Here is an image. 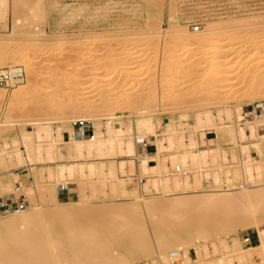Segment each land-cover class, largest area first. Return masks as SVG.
I'll use <instances>...</instances> for the list:
<instances>
[{
	"label": "rangeland",
	"instance_id": "obj_1",
	"mask_svg": "<svg viewBox=\"0 0 264 264\" xmlns=\"http://www.w3.org/2000/svg\"><path fill=\"white\" fill-rule=\"evenodd\" d=\"M2 9L0 8V59L5 56L7 59L6 61L0 60V69L6 68L9 63L22 61V56H30L29 64L32 73L25 72L24 82L17 86L30 83L34 84L33 88L35 87L33 91L25 93L18 99L17 108L10 113L11 125L0 126V151L12 156L7 158L9 166H6V159L0 158V175L9 170L10 175L7 178L14 185L18 181L22 187L32 188L34 185L38 187L47 183L41 170L39 171L44 165L38 164L32 175H29L28 169L20 167L16 161L14 151L17 148L21 151L26 149L20 144L15 145L14 142H19L20 135L30 124L38 122L54 128L64 125L65 140L68 141L70 135L68 129L76 120L90 121L93 126L94 123H99L105 131L111 116L121 114L120 119L124 122L121 127L125 128L144 109H149L155 114H153V120L156 124L158 120L160 121L158 128L160 139L164 138L162 134L166 132V125L170 124L175 130L183 133L187 143L195 139L197 146L201 149L219 147L218 162L232 171L230 172L231 178L234 177L233 170H238L240 173L242 170H240V160H247L248 155L251 159L262 161V165L264 164V145L260 152L249 145L252 141L250 139L245 142L247 148H243V145L242 147L226 146L228 142L222 140L212 126L204 130L196 129V118L200 113L209 112L215 124L225 126L232 123V126H239L253 121L255 117L248 115L249 112L257 104L264 103V90L251 94L248 87L252 84L246 83L247 76H251L250 73L256 72L255 74L260 75L262 72L264 74V0H18L17 2L7 0L6 10ZM16 18L21 19L22 23L20 22L21 24H18L16 31L13 32L11 28ZM31 19L33 23L30 22ZM24 22L31 23L27 26L29 28L26 29L27 31L21 30L23 25H26ZM196 27L199 30H196ZM212 27L222 32L209 38L207 47L210 49L217 42L227 46L225 50L227 48L228 53L227 51L225 53L223 49L217 56L220 54L221 59L224 56L232 58L229 59V64L234 76L231 78V74L224 73L221 80H211L214 88L210 92H205L202 86L204 84H200L201 77L206 70V64L200 63V59L204 58L200 57V51L196 46L194 49L189 46L190 42L198 38L200 32ZM40 30L46 37L37 43L34 41V34ZM184 30L187 35L181 34ZM118 31L120 35H117ZM227 33L233 37L227 38L229 36L226 35ZM62 44L65 50L56 51ZM258 46L261 49L260 52L256 50L259 49ZM161 54H167L171 60L165 61ZM225 57L223 59H227ZM19 64L25 67L23 62ZM214 69L215 67L210 70ZM114 71L124 73V75L110 80L109 76ZM262 77L264 81V76ZM216 82L217 86H220L217 89L223 90L218 94L214 92ZM16 87L9 92L0 88V124L4 123L3 120L10 111L9 100ZM29 97H32L31 99L36 103L28 105L27 98ZM164 98L168 99V102H164ZM80 107L85 108L80 109ZM227 109L231 110L234 115H228ZM237 112L246 118L243 121V118L240 120ZM182 115L188 116L187 120L182 119ZM261 116L263 117L259 118H264V114ZM249 126L250 124L247 123V132ZM259 129L264 130V126H259ZM261 130L260 134H264ZM153 139L149 136L146 141H153ZM154 150L156 151V146ZM241 150L247 153L242 154ZM64 153L66 154L65 151ZM138 155L142 156L140 152ZM224 155L228 161L223 159ZM124 159L129 162L123 173L117 164ZM209 159L210 166L203 173H196V175L194 170H192L194 173H191L189 168L191 166L183 168L184 171H188L192 182L195 180V175H201L199 179L202 180L200 181L204 190L219 188V183L215 181V173L225 175L214 164V153L209 155ZM141 160L142 158L138 157H119L116 160L118 176L121 179H126V176L130 175L138 176V183L141 178H146L141 181V186H144L151 177L161 179L168 175L170 178L173 175L180 176L181 179L186 177L180 173L171 172L174 167L172 160L169 161L168 157L166 159L167 169L162 172V177L161 173L156 171L145 172L140 166ZM157 163L158 161L150 165H157ZM225 168L224 172H226ZM191 169L194 168L191 167ZM87 180H89L88 184L83 182L86 188L82 183V187L77 183L71 185V190L62 191L59 187L57 188L55 196L60 198L62 203H74L66 206L65 209L77 212L79 209V212L84 209L83 212L86 214L83 213L81 218L61 216L55 218L57 221L53 220L56 222L53 223V227L59 234L57 242L60 241L58 244L56 242V247L67 242L71 243V240L80 237L81 241L86 243L85 245L92 244L90 247L93 246V256L96 259L107 256L114 259L124 258L127 264H143L145 261L147 264H153L155 258L151 256L152 240L158 234L166 236L186 229L179 227L180 223L171 220L170 215L173 214L165 210L168 209L165 206L170 198L164 197L163 190L147 193L140 189L142 198L156 197L160 205H165L159 207L161 210L157 208L156 213L147 219L137 210L130 209V205H140V201L133 200V197L115 198L109 193L110 183L104 185L102 182L92 183L93 180ZM235 181L236 185L242 183L241 178ZM138 183L136 181L127 182L126 187L139 190ZM96 184H100L99 187L98 185L96 187ZM93 186L94 190L91 188ZM102 190L104 193H101ZM12 192L13 190L3 193L0 197L6 199L11 196ZM69 193L71 194L68 195ZM25 194L29 200L28 212L37 206L47 211L50 209L48 205L53 194L39 192L32 198L27 193ZM81 195H86L89 201L91 199L90 204H77L80 202L78 197ZM89 214L91 216L87 218ZM199 214L201 212H196V215ZM204 214L199 216L202 217ZM206 216L204 218L206 222L213 219L211 214ZM198 217L199 220L200 217ZM186 218L188 219L189 216L184 215L180 220L181 223L188 224L189 219ZM130 230H139V232L130 235L128 234ZM80 233L85 236L83 234L79 236ZM219 233L228 243L232 242L237 233V238H240L244 248H246L242 242L244 235L257 237L258 241V232L253 228L241 231L236 228L220 229ZM8 235L4 234L1 238ZM139 236L145 237L150 244L146 246L140 242V245L138 240L136 242ZM76 239L74 241H77ZM204 242L208 246L207 256L204 251L190 250L186 260L181 258L177 264H197V261L204 258L209 261L221 256L222 250L218 238L211 237ZM79 243L77 244L79 247H88L82 243L80 246ZM212 244H216L217 251L214 250ZM3 250L0 252L7 254L6 249ZM36 252L35 255L40 253ZM41 252L43 254V251ZM79 255H81L80 258L84 257V251H81ZM254 263L262 264L263 262L255 255Z\"/></svg>",
	"mask_w": 264,
	"mask_h": 264
},
{
	"label": "bare ground",
	"instance_id": "obj_2",
	"mask_svg": "<svg viewBox=\"0 0 264 264\" xmlns=\"http://www.w3.org/2000/svg\"><path fill=\"white\" fill-rule=\"evenodd\" d=\"M17 1L18 0H16V2ZM6 7L7 0H0V8L5 9ZM35 17L37 16L35 15ZM20 22L22 23L21 19L16 18V21L15 23H13V26L11 28L13 32L16 31L18 24H21ZM30 22H32V19ZM27 23H25L26 25L22 24L23 28L21 30H26L28 28L27 26L31 25V23ZM119 32L120 31H118L117 35L121 34ZM221 32L222 30L214 29V27L206 28L202 32H200L198 38H196L195 40L193 38L192 40L194 41L190 42L189 48L193 47L194 49V47L196 46L198 48V51H200V57L204 58L203 60L199 58L200 63L206 64V70L201 77L200 82V84H204L202 86L204 87L203 91L205 92H210L211 89L214 88L213 84H211L210 82L211 80H221L224 73L231 74V78L234 76V74L231 73L232 68L229 64L232 58L230 59L227 58V56H224L227 59H223L224 57L221 59L220 54L219 56H217V54L223 49L225 50V47L227 46L221 44V42H217L216 44L211 46L210 49L207 47L209 38L216 34H221ZM185 33L186 31L184 30L181 34L184 35ZM224 33L223 36L225 35ZM226 35H229L228 37L226 36L227 38L231 36L228 33ZM45 37L46 36L44 32L40 30L34 34V41L40 43L45 39ZM251 43L253 44V42ZM62 45H59L56 51L63 52L65 48L64 44ZM258 45L260 46V44ZM256 50H259L260 52L261 49L259 47V49L257 48ZM226 51L227 48L225 50V53ZM262 52L263 51H261V53ZM29 57L28 55L22 56V61L9 63L4 69H17L21 70L24 73H32L31 65L29 64ZM161 57L165 61L171 60V57L167 56V54L162 55ZM6 59L7 57L5 56L0 60L6 61ZM21 62L24 63L25 67L19 64ZM7 63L8 62H6V64ZM213 67H215V69L211 71L210 69ZM222 68L224 69L222 70ZM255 73L256 72L250 73L249 75L251 76H247L246 80V83L248 82L252 84H249V90L247 89L251 94H256L257 92H261L262 90H264V81H262L263 77L261 78V76H264V74L262 72L260 75ZM123 75L124 73L120 74L117 71H114L110 74L109 79L115 80L119 77H122ZM23 82L24 81L22 80L15 79L12 82V85L13 87H16ZM33 85L28 83L25 85L17 86L13 90L12 96L9 100L10 111L5 116V120H3L4 123L0 124V126L11 125L10 113L17 108L18 99L20 97H22L29 91H33L32 89L35 88H33ZM214 86L216 89L214 90L215 93L218 94L219 92L223 91L217 89L218 87H220L217 86V82ZM31 98H27L28 105L36 103ZM164 102H168V99H165ZM257 105H262L264 108V103H259ZM84 108L85 107H80V109ZM226 112L230 116L234 115L231 110L227 109ZM237 113L239 119L241 120L243 118L242 114L240 112ZM153 114L154 113L149 109H144L140 111L137 114L136 119L130 121L129 125L125 128L121 127L124 123L120 119L121 114L118 116H111L110 121L106 124L105 131L102 130L101 124L94 123V135L88 138H79L75 136L72 126H70V128L68 129L70 132L68 141L65 140L66 138L64 135V125L54 128L50 125L42 123L40 124L38 122L30 124V126H28L24 130L22 135H20L19 142H14L15 145L20 144L21 146L25 147L26 150L21 151L17 148V150L14 149L15 151H13L15 152L17 164L22 168H27L29 171V175H32L38 164L44 165L43 167L41 166L42 168L39 169V171L41 170L42 176L47 180V183L38 187L34 185L32 188L25 186L23 187V190L25 193H27V195L31 196V198L35 197L39 192H47L50 195L53 194L54 196H52V198L49 200L48 207L50 209H48V211L43 207L37 206L32 208L29 212V209H27L26 211L19 212L18 214L0 217V246H2L0 247V251H4L3 249H6L7 253L4 254L3 252H0L2 253V255L0 254V264H127L124 258L114 259L107 256H103V258H101V256L99 259H96L93 256V246L90 247V245L92 244L85 245L86 243H83L80 237L77 238H80V240H77L75 238L78 242L74 241L75 239H73V241L71 240V243L67 242L66 244L64 243V245L62 244V246L58 245L59 248L56 247V245L60 241L57 242L59 234H57V231L53 227V223L57 221V219L55 218L61 216L69 218H81V215H83L84 213V209L81 212H79L80 209L78 210V212L75 210L72 211L65 209L66 206L73 205L74 203H62L61 199L55 196L57 188L59 187L62 191H65L66 189L71 190L72 187L70 186L75 183L82 187L84 185L83 182H87L88 184L89 180L87 179L93 180L92 183L102 182L104 183V185L106 183H110L109 187L111 186V188L109 193L115 198L133 197V200L136 199V201H140V205H130V209L133 208L132 210H137L139 214H142V216L147 219L152 217V215L156 213L155 210L157 208L161 206L164 207L165 205H160V202L158 203V198L156 197L142 198L140 194L141 192H139L140 189L145 190L147 193H150L151 191L159 192L160 190H163V192L165 193L164 197L170 198L167 201L168 204L166 203L165 206V208L167 207L168 209L163 208V210L165 209L166 211H170L171 214H173L170 215L172 217L171 220H173L174 222L176 221L178 224L180 223L179 227H185L186 229L170 233L166 236H161L160 234H158L156 238L152 240L153 246L151 249V256L155 258V260H153V264H174L173 257L178 260L183 258L185 261L187 256H189L190 250H200L201 252L204 251L207 256L209 253L207 248L208 246L205 245L204 241L211 237L218 238L222 250L221 256L217 259L209 261L205 260L206 258H204L200 261H197V264H255V255L260 257L263 262L262 264H264V164L262 165V161H255L251 159L248 154H246L248 155L247 160H240V170H242L239 171L241 174L238 172V170H233L234 177L231 178L232 175L230 174V172L232 171H229L225 166L227 168L226 170V168L221 165L220 162H218L220 159V155L219 153H217L219 147L213 149H201L197 146L195 139H192L191 141L189 140L190 142L188 141L189 143H187L185 137L183 136V133L181 134L180 132L175 130L170 124L166 125V132L162 134L164 135V138L160 139L159 137L161 135H159L158 130V128L160 127V121L158 120L156 124L153 120ZM263 114L264 111L260 114H253L255 119L253 121L247 122L250 124L248 128L249 131L247 132V123L240 124L239 126H232V123L225 126L224 124L218 125L213 122L212 115L209 112H203L200 113L196 118V129L204 130L206 129V127L212 126L215 129L216 133L221 136V139L228 142L226 146L236 145L238 147H242L243 145V148H247L248 146L245 145V142L247 139H250L252 141H250L249 145L260 152L262 149V145H264V134H260L261 129H259V126H264V123L261 124L262 122H264V118L261 119L259 117H263L261 116ZM181 118L187 120L188 116L182 115ZM149 136L154 138V142L148 140V144H150V142L153 143L156 146V151L154 152V154L152 153V156L147 155L139 157L138 153L144 151L143 142L146 141ZM62 146L64 147L62 148ZM64 151L66 152V154L64 153ZM244 152L246 151H240V153L242 154ZM211 153H214V164H216V166L219 167V170L221 169L222 173H224L225 175L222 176L221 173H215V181L219 183V188L214 190H204L201 183L202 180L199 179L201 175L196 176V173H203L204 170H206V168L210 166L211 161L209 159V155ZM225 156L226 155H224L223 159L227 160ZM11 157V154L6 155L4 151H0L1 159H6L7 161V158ZM119 157L142 158L140 162V166L142 167V169H144L145 172L156 171L157 173H161V177L162 172L167 169L166 159L168 157L170 159L169 161L172 160V166L174 167V169L178 168L179 173L186 177L184 179H181L180 176L174 175V177L172 176V178L168 177V175L163 179L151 177L144 184V186H141V178L139 180L140 182L138 183L139 190L128 189L126 187V184L127 182L133 183V178L131 177L132 175L126 176V179H121L118 176L116 160H118ZM150 159L155 161V163L158 161L157 165H150ZM128 162L129 161L124 159L119 161L117 164L119 165L120 171L122 170L123 173ZM222 162L223 161H221V163ZM9 165L10 163L9 161H7L6 166ZM172 166L170 167L173 168ZM189 166L193 167L194 169H191V167ZM187 167L190 168L191 173L193 172L192 170L195 171L196 175L194 182L190 180L188 171H183V168ZM224 168L226 172H224ZM44 171H47V173H43ZM9 175V170H6L4 174L0 175V195L6 192H10L11 190L14 191L15 189L14 183H12L10 179L7 178L9 177ZM16 175H18V173ZM240 178L242 179V183L236 185L235 180L239 181ZM72 180L75 182H73ZM81 183L83 185H81ZM89 185L91 186V184ZM97 185L98 184H96V187ZM83 187H85V185ZM91 188H93L94 190V186ZM95 191L98 192L97 189ZM101 193H104L103 190ZM70 194L71 193H69L68 195ZM78 201L80 202H78L77 204L87 205L90 204L91 199L89 201V198H87L86 195H81L78 197ZM158 210L161 209L159 208ZM196 212H201V214L199 215H202V213L205 214L201 217L199 215H196ZM208 214L213 215V219L209 222H206V219L204 218H206V215ZM184 215L189 216L188 224L183 221V223H181L180 221L182 217H184ZM90 216L91 215L89 214L87 218H89ZM197 217L199 218V220L197 219ZM191 219L193 223H190ZM219 228L221 230H232L233 228H236L239 231L249 228L256 229L258 232L259 243L257 246L254 245L252 247L244 248L241 245L240 238H237V233L232 242L228 243L219 233ZM138 232L139 230H130L128 231V234L135 235ZM4 234L9 235L2 239L1 237ZM82 234L80 233L79 236ZM10 236L12 237L10 238ZM13 236H15V238ZM83 236L85 235L83 234ZM137 240L139 244L140 242L141 244L143 243L142 245L150 244V242L145 239V237L139 236L137 237L136 242ZM79 242L84 244V246H88L90 248L79 247L77 245ZM82 244L80 246H82ZM212 245L214 246V250L217 251L218 248L216 244ZM6 247L8 248L9 252ZM43 249L46 251H44ZM36 250L39 251L36 252ZM41 251H43V254ZM81 251H84L85 256L80 258L81 255H79V253H81ZM35 252H40L38 253L40 255H35ZM44 252L46 253L44 254ZM143 264H147L146 261Z\"/></svg>",
	"mask_w": 264,
	"mask_h": 264
},
{
	"label": "built area",
	"instance_id": "obj_3",
	"mask_svg": "<svg viewBox=\"0 0 264 264\" xmlns=\"http://www.w3.org/2000/svg\"><path fill=\"white\" fill-rule=\"evenodd\" d=\"M196 30H199L198 27H196ZM25 73L21 70L17 69H0V88L6 91H11L14 87L12 85V82L17 80L24 81ZM264 111V108L262 105H256L252 108V111L249 112L248 115L252 116L253 114H260ZM246 117H243L242 121ZM241 121V122H242ZM73 133L75 136L79 138H88L94 135V126L91 122L86 120H77L74 121L72 124ZM144 145V151H141L140 154L142 156H147V153L149 149L151 148V145L148 144L147 141L143 142ZM141 155L139 157H142ZM152 162H150L151 164ZM184 171V170H183ZM172 173H179V169H171ZM133 178V181H136L138 183V176H131ZM146 178H142V181H144ZM11 201L9 202H2L0 203V216H10L13 214H18L19 212H24L28 209L29 200L26 194L24 193L23 187L20 183H15V189L13 193L11 194ZM242 242L245 247H252L256 244H258L257 237H253L252 235L246 234L242 237ZM174 264H177L178 259L174 258Z\"/></svg>",
	"mask_w": 264,
	"mask_h": 264
},
{
	"label": "crops",
	"instance_id": "obj_4",
	"mask_svg": "<svg viewBox=\"0 0 264 264\" xmlns=\"http://www.w3.org/2000/svg\"><path fill=\"white\" fill-rule=\"evenodd\" d=\"M261 131H264V130H261ZM149 145H151V148L149 149V151H148V153H147V155L148 156H152L153 154H154V152H155V150H154V144L153 143H150ZM151 153V154H150ZM153 153V154H152ZM150 162H155V161H153L152 159H150ZM11 199H12V197L10 196V197H8V198H1L0 197V203H2V202H9V201H11Z\"/></svg>",
	"mask_w": 264,
	"mask_h": 264
}]
</instances>
